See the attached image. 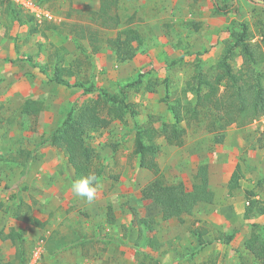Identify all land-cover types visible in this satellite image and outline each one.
<instances>
[{
    "label": "rangeland",
    "instance_id": "374dc122",
    "mask_svg": "<svg viewBox=\"0 0 264 264\" xmlns=\"http://www.w3.org/2000/svg\"><path fill=\"white\" fill-rule=\"evenodd\" d=\"M37 1L50 19L37 21L8 0L0 3V264H26L36 247L40 264H258L244 242L254 229L264 237V215L245 219L243 211L245 189L264 199V115L227 126L222 142L205 120L182 121L186 132L177 144L157 139L167 183L186 191L203 177L213 194L210 203H198L180 218L163 219L141 197L152 175L132 149L136 124L173 121L169 105L185 98L195 69L215 71L222 50L234 41L230 29L245 23L251 41L264 50V0H108L119 18L115 27L97 16L101 0ZM214 2L227 8L217 12ZM126 26L143 41L133 59L119 63L110 41ZM89 33L97 36L95 52L81 38ZM57 62L72 71L70 83L92 84L96 91L52 81ZM230 63L238 81L247 83L237 47ZM258 69L264 72V61ZM98 88L123 95L136 114L125 112L86 139L103 169L88 202L74 197L66 153L47 140L70 109L99 98ZM27 99L40 103L37 110L20 109ZM100 101L104 115L115 106ZM236 167L239 187L228 193ZM28 215L44 226L30 223ZM10 231L17 232V244L7 237ZM17 249L23 260L15 257Z\"/></svg>",
    "mask_w": 264,
    "mask_h": 264
},
{
    "label": "trees",
    "instance_id": "16d2710c",
    "mask_svg": "<svg viewBox=\"0 0 264 264\" xmlns=\"http://www.w3.org/2000/svg\"><path fill=\"white\" fill-rule=\"evenodd\" d=\"M101 2L103 10L96 13L97 16L105 25L115 27L119 18L116 13H110L113 3L108 0H101ZM0 3H3L2 0ZM226 8H221L214 2L215 11L221 12ZM229 33L234 41L222 50L216 62L215 71L207 74L195 69L191 78L186 82L185 98L183 100L177 98L173 104L169 105L173 121L162 122L158 127L154 126L151 120L144 125H135L132 153L137 156L139 166L152 175L151 180L141 188L140 194L143 199L152 201L159 208L163 219L180 218L191 214L196 204L210 203L213 194L209 190L207 178L203 177H196L191 188L186 191L176 184L167 183L157 161V154L160 151L157 139L162 138L167 144H177L186 132V129L181 126L182 121L205 120L211 128L218 132L215 136L216 142H222L227 126L232 124L244 126L264 115V72L258 69L264 61V50L259 43L251 41L253 34L245 23H241L238 30L230 29ZM81 38L88 40L93 52L98 50L97 36L89 33ZM142 41V34L134 27L126 26L118 30L110 41L115 60L120 63L133 59L137 46ZM236 47L239 49L242 64L247 73V83L238 81L230 63L232 51ZM39 69L42 73L45 72L43 68ZM71 75L72 71L69 67L57 62L53 67L51 80L65 86L81 87L85 93L96 91L97 88L92 84L84 86L80 82L70 83L66 77ZM98 90L99 98L82 103L76 110L70 109L47 140L52 147H60L64 150L75 181L89 174L95 175L97 180L103 170L99 164L100 153L86 141L90 133L106 128L113 118L122 119L125 112H129L131 116L136 114V110L125 101L123 95H113L103 88H98ZM150 90L153 88L150 87ZM189 93L193 95L192 99L188 98ZM100 97L111 105H115L107 108L106 115L102 113L105 104L100 101ZM37 104L40 103L27 99L20 109L23 111L37 110ZM21 153L23 155L25 152L21 150ZM24 157L28 160V153L24 154ZM239 179V167H236L227 183L228 193H232L239 187ZM244 197L246 203L243 217L245 219L254 215H264V199L256 198L250 189H245ZM27 220L36 226H44V222L36 217L28 215ZM139 222L148 228L152 225L147 218H140ZM202 233H199V237ZM7 237L17 244V232L10 231ZM244 244L258 264H264V237L254 229ZM15 257L23 260L19 249L15 252Z\"/></svg>",
    "mask_w": 264,
    "mask_h": 264
},
{
    "label": "built area",
    "instance_id": "2783aa9c",
    "mask_svg": "<svg viewBox=\"0 0 264 264\" xmlns=\"http://www.w3.org/2000/svg\"><path fill=\"white\" fill-rule=\"evenodd\" d=\"M16 6L31 15L37 21L47 20L51 18L49 10L41 5L37 0H8ZM41 248L36 247L32 250L26 264H40Z\"/></svg>",
    "mask_w": 264,
    "mask_h": 264
},
{
    "label": "clouds",
    "instance_id": "9594fccd",
    "mask_svg": "<svg viewBox=\"0 0 264 264\" xmlns=\"http://www.w3.org/2000/svg\"><path fill=\"white\" fill-rule=\"evenodd\" d=\"M96 190V177L93 174L81 177L71 185L74 197L86 199L88 202L95 199Z\"/></svg>",
    "mask_w": 264,
    "mask_h": 264
}]
</instances>
